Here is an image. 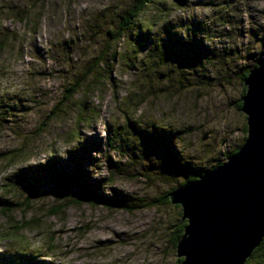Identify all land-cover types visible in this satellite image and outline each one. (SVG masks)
<instances>
[{
	"label": "rangeland",
	"instance_id": "1",
	"mask_svg": "<svg viewBox=\"0 0 264 264\" xmlns=\"http://www.w3.org/2000/svg\"><path fill=\"white\" fill-rule=\"evenodd\" d=\"M133 1L0 0V199L19 204L0 205V252L55 264H176L182 209L156 200L245 142L242 79L264 60V0H163L162 12L151 5L141 19L152 38L138 66L118 58L115 88L94 72L61 107ZM130 42L117 52L131 54ZM84 101L93 111L82 120ZM162 139L188 171L170 175ZM73 157L87 196L131 208L82 204L54 214L62 201L45 166L69 169Z\"/></svg>",
	"mask_w": 264,
	"mask_h": 264
},
{
	"label": "water",
	"instance_id": "2",
	"mask_svg": "<svg viewBox=\"0 0 264 264\" xmlns=\"http://www.w3.org/2000/svg\"><path fill=\"white\" fill-rule=\"evenodd\" d=\"M244 85L243 145L170 194L186 221L176 247L179 264H246L264 239V64L250 70Z\"/></svg>",
	"mask_w": 264,
	"mask_h": 264
},
{
	"label": "trees",
	"instance_id": "3",
	"mask_svg": "<svg viewBox=\"0 0 264 264\" xmlns=\"http://www.w3.org/2000/svg\"><path fill=\"white\" fill-rule=\"evenodd\" d=\"M163 2V0H134L132 4L124 11L121 21L119 22L118 26L113 27L110 30H107V41L105 47L101 50L99 55L88 65V67L84 70L82 73V76L78 78L70 87H67L65 90V96L63 97L61 107L66 105L67 103H73V97L75 94L82 89L85 85H87L88 78L93 76V73H98L97 77L99 80H103L100 82V84L107 83L110 85H113L114 88L116 87L115 81L112 78L113 69L115 66V62L118 58L125 59L127 64H130L134 66L135 68L138 66V62L140 59L139 52L142 47V45L147 44V42L152 38L151 32L153 28H150L149 25H144V22L142 21V16L147 12V9L150 8L151 5H157L156 8L158 9V4ZM174 4L184 6L186 2H183V0H173ZM162 4V3H161ZM160 11V9H158ZM162 12V11H160ZM168 15V13H167ZM166 15V16H167ZM168 17V16H167ZM155 25V24H153ZM171 39V36L170 38ZM125 40L131 41V54L121 55L117 52L116 46L119 45L122 42H125ZM162 44V43H161ZM160 46L156 44L154 49H157L160 53L163 52L162 49L159 48ZM261 64H264V60L260 63L256 64L255 67L260 66ZM254 67V68H255ZM96 69L98 71H96ZM250 70L246 71V73L243 76V82L248 76ZM246 93V88H244L243 96ZM242 107V100L240 101L239 110ZM59 109V107L57 108ZM80 110V117L82 120H84V114L87 112L93 111L89 110L86 101L79 104ZM55 112L53 111L52 114ZM130 125L133 126L131 122H129ZM135 134H137L139 137L143 138L144 140L148 139L146 134H148V131L142 132L140 129L136 127H132ZM245 133H247V127H244ZM163 132V131H162ZM160 130H156V133L158 136L162 133ZM151 135L153 133L151 132ZM245 139V138H244ZM162 147L166 149V152L169 153L171 157V164L173 166L170 167L171 176H176L177 172H180L181 168L184 167L186 171H188L190 168V165H185L181 162H178L177 156L175 152L171 151V146L166 143L165 139H162L161 142ZM238 148L234 151L227 154L228 158L235 152H237ZM73 164L72 168H65L64 166H58L55 164H48L45 166V171L47 172L48 178L50 180V183L52 185L51 192L55 194V196L62 201L61 204L56 205L52 212L54 214L60 213L64 208L71 206V205H82V204H88L91 206H100L104 205L108 208L116 207L118 209H129L131 206H128L126 201L119 200V201H113L114 203L108 202V200L99 197H89L85 194V186L84 181L86 180L85 172L83 170L82 163L78 162L75 157H73ZM83 161V159H79ZM218 165H221V163H218L216 166L212 167L215 168ZM179 166V167H178ZM120 167V166H117ZM211 168V169H212ZM209 169L203 168V169H196L191 174L186 175V178L182 182L181 185L185 184L188 181L194 180L199 178L201 175L206 173ZM176 189V187L171 188L166 192L164 197L157 203L159 204H169L170 201V194ZM113 199V198H112ZM115 199V197H114ZM155 201V202H156ZM30 204V202H29ZM153 204V202H152ZM149 204V205H152ZM0 205H8V209L11 208V206L18 207L19 204L14 203L8 199H0ZM115 208V209H116ZM26 223L20 222L18 226H16V229H25ZM186 226V221H183L182 218L179 220V223L177 225L176 231L173 236V243L175 248L177 247V243L180 240V238L183 235L184 228ZM182 261V259L177 258L176 264H179ZM0 264H55L54 262H44V260L39 257L38 254H35L34 252H21L20 250H16L14 253L10 252H0ZM246 264H264V239L261 242L260 246L256 248L251 257L248 259Z\"/></svg>",
	"mask_w": 264,
	"mask_h": 264
}]
</instances>
